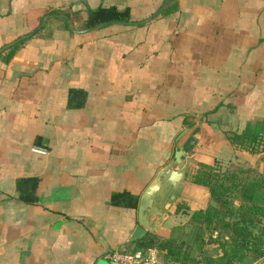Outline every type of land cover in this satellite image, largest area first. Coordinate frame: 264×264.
Returning <instances> with one entry per match:
<instances>
[{
  "label": "crops",
  "instance_id": "0c3cea01",
  "mask_svg": "<svg viewBox=\"0 0 264 264\" xmlns=\"http://www.w3.org/2000/svg\"><path fill=\"white\" fill-rule=\"evenodd\" d=\"M110 5L131 20L85 27ZM253 122L264 132V0H0V264H111L137 222L113 194L139 198L182 147L174 199L206 203L187 163L264 166L226 135ZM29 176L33 203L16 190Z\"/></svg>",
  "mask_w": 264,
  "mask_h": 264
},
{
  "label": "trees",
  "instance_id": "16d2710c",
  "mask_svg": "<svg viewBox=\"0 0 264 264\" xmlns=\"http://www.w3.org/2000/svg\"><path fill=\"white\" fill-rule=\"evenodd\" d=\"M176 2L160 10V13H170ZM129 20L131 13L128 7L97 6L88 11L85 27H100ZM20 43L22 40L13 43L10 52L17 49ZM81 92L84 93L83 90ZM226 135L237 149L252 154L264 152V132L260 123H248L241 132L230 131ZM192 138H188L185 145L192 147ZM246 171L253 169L222 168L218 161L212 164L195 162L192 165L186 178L205 186L208 200L206 207L192 211L186 225L194 223L202 227L206 234L199 231L194 234L193 241L197 243L195 253L192 252L194 249L189 251L181 248L176 243L179 240L177 238L161 237L164 245L157 246L162 250L160 264H264V177L244 175ZM37 182V177L33 176L19 178L16 183L19 199L25 203L36 202ZM113 202L136 208L138 194L130 191L115 192ZM181 207L182 204L176 205L175 211L178 212ZM155 244V237L149 232L139 239L129 241L121 250L131 251L137 245L155 247Z\"/></svg>",
  "mask_w": 264,
  "mask_h": 264
},
{
  "label": "water",
  "instance_id": "95a60500",
  "mask_svg": "<svg viewBox=\"0 0 264 264\" xmlns=\"http://www.w3.org/2000/svg\"><path fill=\"white\" fill-rule=\"evenodd\" d=\"M179 133L176 139L184 132ZM185 150L176 147L169 160L160 166L139 194L137 203V222L128 240L143 237L156 231L168 215V208L175 198V189L180 186L184 176Z\"/></svg>",
  "mask_w": 264,
  "mask_h": 264
},
{
  "label": "rangeland",
  "instance_id": "374dc122",
  "mask_svg": "<svg viewBox=\"0 0 264 264\" xmlns=\"http://www.w3.org/2000/svg\"><path fill=\"white\" fill-rule=\"evenodd\" d=\"M192 142H194V141H192ZM187 146L189 147V149L192 148L191 146H189V144H187ZM221 166H222V168H225V167L226 168H235V167L252 168L253 171H246V172H244V175H250V176L261 175L262 177H264V166H244L241 164H236L234 162H232V163L223 162V163H221ZM191 167H192V163H189V164L187 163L186 172H188L191 169ZM172 204H174L175 206L178 204H182L183 207H181L178 210V212L174 211L175 207H173V208L171 207V210L169 213H180V214H179L177 220L174 221L175 224L173 223V225H172V226L179 225V227H175V228L173 227L174 229H172V227H170L171 229H170V233H169L170 235L169 236L179 239L176 243L178 245H180L181 248H184V250L191 251V249H194L192 252L195 253V252H197V250H195L194 247L197 246V243L195 241H193L194 234L197 233L198 231L203 232L204 234H206V233L202 227H199V226L195 225L194 223L193 224L190 223L187 226L186 223L188 222V219H189L192 211L195 210L194 207H200L201 205L203 207H206L207 203L203 202L202 204L201 203L199 205L197 204V206H191L190 207L189 205H186V203L183 199H177V200L173 199ZM182 224H184V225H182ZM180 226H182V227H180ZM182 231H183V234H182ZM150 233L152 234V236L155 237V242H156L155 245L156 246L154 247V249H157L156 252H157V254H160V257H161L162 250L157 248V246H159V245H164L163 240L160 239L161 235L157 234L155 231L150 232ZM181 238H183V240H181ZM207 246L210 247L211 245H207ZM159 259H161V258H159Z\"/></svg>",
  "mask_w": 264,
  "mask_h": 264
},
{
  "label": "built area",
  "instance_id": "2783aa9c",
  "mask_svg": "<svg viewBox=\"0 0 264 264\" xmlns=\"http://www.w3.org/2000/svg\"><path fill=\"white\" fill-rule=\"evenodd\" d=\"M111 264H160L154 248L114 249L108 253Z\"/></svg>",
  "mask_w": 264,
  "mask_h": 264
}]
</instances>
